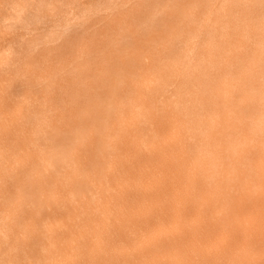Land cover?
<instances>
[{"label":"bare ground","instance_id":"6f19581e","mask_svg":"<svg viewBox=\"0 0 264 264\" xmlns=\"http://www.w3.org/2000/svg\"><path fill=\"white\" fill-rule=\"evenodd\" d=\"M0 264H264V0H0Z\"/></svg>","mask_w":264,"mask_h":264},{"label":"rangeland","instance_id":"374dc122","mask_svg":"<svg viewBox=\"0 0 264 264\" xmlns=\"http://www.w3.org/2000/svg\"><path fill=\"white\" fill-rule=\"evenodd\" d=\"M141 1L145 2L146 0H141ZM160 1H162V0H160ZM146 12H147L146 9L139 8V9L133 11L132 13H129V16H132V18L133 17H135V18H137V17L143 18V17L148 16V14Z\"/></svg>","mask_w":264,"mask_h":264}]
</instances>
